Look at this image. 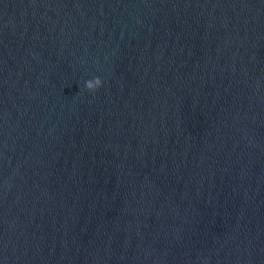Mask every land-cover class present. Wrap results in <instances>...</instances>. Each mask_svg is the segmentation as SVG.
I'll use <instances>...</instances> for the list:
<instances>
[{"label":"water","instance_id":"95a60500","mask_svg":"<svg viewBox=\"0 0 264 264\" xmlns=\"http://www.w3.org/2000/svg\"><path fill=\"white\" fill-rule=\"evenodd\" d=\"M0 264H264V0H0Z\"/></svg>","mask_w":264,"mask_h":264},{"label":"clouds","instance_id":"9594fccd","mask_svg":"<svg viewBox=\"0 0 264 264\" xmlns=\"http://www.w3.org/2000/svg\"><path fill=\"white\" fill-rule=\"evenodd\" d=\"M102 80L100 77H95L94 79H90L86 82V88L90 91H95L99 87L102 86Z\"/></svg>","mask_w":264,"mask_h":264}]
</instances>
